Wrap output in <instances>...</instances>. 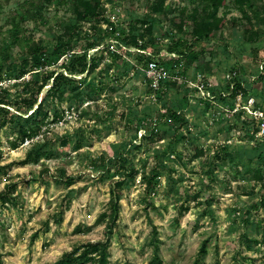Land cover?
<instances>
[{
  "label": "rangeland",
  "instance_id": "1",
  "mask_svg": "<svg viewBox=\"0 0 264 264\" xmlns=\"http://www.w3.org/2000/svg\"><path fill=\"white\" fill-rule=\"evenodd\" d=\"M73 1L0 0V85L5 90L0 95L20 98L27 81L42 77L43 72L36 70L20 79L10 73L11 68H22L31 46H47L52 62L44 69L56 71L64 70L62 63L68 61L71 48L85 47L86 38L78 40V36L102 34L103 41L89 51V57L104 46L123 53L111 65L113 59L105 49L97 59V68L88 76H78L84 89L98 90L97 100L86 96L75 99L68 93L56 101L59 114L47 100L50 112L42 128L15 149L10 143L14 139L10 126L0 130V192L7 190L9 198L0 200V264H53L83 243L104 240L106 223L98 219L109 212L114 188L121 207L110 239V264H155L157 254L163 264H264V206L255 207L264 195L262 182L252 177L253 173L243 176L242 167L239 175L231 162L218 161L214 172H209L223 143L253 144V126L248 128L242 120L252 118L249 98H260L264 104V0L246 1V13L238 0H225L216 12L220 18L217 29L204 43L206 51L194 61L189 59L192 66L186 79L199 84L218 85L233 66L243 68L239 70L252 87L248 98L241 95L236 100L234 110L244 111L241 120L231 106L215 108L212 101L205 104L202 93L191 89L187 81H167L166 90L154 99L144 74L129 66L141 51L130 47V56L120 49L131 35L145 36L146 42L156 40L150 49L169 43L171 38L163 36L167 32L191 38L193 15L203 17L207 8L212 11L208 0H100L103 20L96 28L85 22L77 30L71 26L75 21ZM137 19L142 21L137 23ZM153 22L154 31L149 35L146 26ZM59 43L66 52L60 57ZM165 49L156 59L169 71L174 56H166ZM28 60L31 65L38 61L35 57ZM197 69L202 74H197ZM185 94L189 103L183 99ZM179 105L204 149L195 159L192 140L177 143L180 156L169 154L172 137L166 131L164 114L167 108L178 109ZM152 131H158L162 139L157 140ZM62 138L70 140L68 146L61 145ZM77 140L82 144L79 150H75ZM131 141L142 144L140 150L132 149L129 154L138 173L132 182L117 189L114 182L119 175L115 168L107 169L102 157L113 155L114 144ZM43 143L46 149L55 150L51 158L22 163L35 144ZM163 155L171 160L160 168L163 173L156 179V193L147 195V178ZM168 171L177 180L169 192ZM261 171L264 177L263 165ZM153 227L159 234L158 250L153 245ZM204 241L207 251L201 255Z\"/></svg>",
  "mask_w": 264,
  "mask_h": 264
},
{
  "label": "trees",
  "instance_id": "2",
  "mask_svg": "<svg viewBox=\"0 0 264 264\" xmlns=\"http://www.w3.org/2000/svg\"><path fill=\"white\" fill-rule=\"evenodd\" d=\"M212 7V11H209L207 8L205 16L198 17L195 13L193 15V35L189 39H184L182 36H178L173 32H167L163 34L168 38H171L170 42L162 45L158 44L157 46L150 49V45H154L156 40L144 41L143 39H139L137 35H131L129 38L125 39L126 45L120 46L121 51H123L126 55L132 54L129 50L130 47H136L145 52L141 54H136L135 64H129L131 68H133L137 74L141 73L140 67H144L148 60L152 58V55H157L160 53V50L165 49L166 56H170V54H176L177 57H174V62L170 60L171 66L169 71L173 74H180L181 76H186L189 74L188 71L192 66V62L199 57L200 54L206 51L205 42L211 39L213 31L217 29V26L220 22V18L217 16V10L223 5L225 0H208ZM248 0H238L239 8L241 11L246 13V9H244V4H246ZM73 11L75 14V21L72 23L73 30H77L83 26L85 22L93 23L92 27L96 28L97 23L103 20L104 16L102 14V4L100 0H74L73 1ZM142 20L137 19V23H140ZM145 24L148 22L144 21ZM154 31V22L146 26V32L149 35H152ZM70 36V35H69ZM72 37L70 36L69 39ZM86 38V45L84 48L76 50L71 48L72 51L71 56L68 58V61H64L62 63V68L64 70L56 71V70H46L44 69L52 60L47 56L48 47L44 45H36L34 47H29L26 51L28 53V57L36 58L38 61L35 65H31L28 57H23V66L19 68V70L14 71L13 68L10 69V73L15 75V78H22L27 72L35 71V73L43 72L40 80L32 77L33 80H29L25 83V91L23 96L16 99H10L5 95H0V130L5 126H10L11 133L14 136V139L10 142L13 149L18 148L20 145L24 144L27 139H30L36 134L40 128H42L43 119L49 117L50 107L47 105V100L50 99L51 107L55 109V113H60L61 108H56V101H62L64 97L70 93L71 98L78 99L81 96H86L90 100H97L98 98V90L95 92H90L88 89L83 88L82 78L78 76L86 74L90 75L98 66L97 59L100 58L99 55L105 52V49L109 52L111 58L113 59V63H115L116 58H121L123 53L120 54L117 50L111 48L110 46H104V48H99L94 55L89 57V51L93 48L100 46L103 41V36L101 33H94L89 36L79 37L78 40ZM140 40H143L140 42ZM80 42V41H79ZM203 43V44H202ZM61 43L57 48L58 57L65 55V50L61 48ZM200 46V49L197 47ZM54 48V47H53ZM61 51H63L61 53ZM155 51V52H153ZM157 51V52H156ZM57 59V58H56ZM264 57L262 58V61ZM13 64V63H12ZM138 64V65H137ZM180 64H183L181 71H178L176 67ZM39 66V67H38ZM237 66H233L230 71H236L237 76H235L232 80H228L224 78V81L218 85L212 86L210 89L212 90V94L214 95V100L212 102L215 103L216 107H223L224 105L231 106V110L235 108V103L237 97L239 95H244L246 98L249 96V91L252 87V83L246 81L247 79L241 74L239 68ZM174 68V69H173ZM42 69L40 71H37ZM240 69H243L242 67ZM198 73V69L196 71ZM1 78V77H0ZM172 84H176V82L168 81ZM106 83V82H105ZM181 86H185L182 84ZM186 87V86H185ZM45 93H43V90ZM168 89V88H167ZM195 89V88H191ZM187 93H189L190 89L186 88ZM0 92H5L3 87L0 85ZM93 93V94H92ZM256 97V96H255ZM185 102L189 103V98L185 94L183 96ZM203 98H201L202 100ZM210 100L203 99L205 104H208ZM214 105V104H213ZM255 109H259L264 113V104L262 100L257 98L255 101ZM192 109H195L196 106L191 105ZM190 108V109H191ZM58 109V110H57ZM244 111L242 108H239L235 114L238 116V119L241 120L242 113ZM165 118L167 120L168 127L166 131L171 134V148L170 153L174 157L175 154L180 156L181 152H176L177 143L179 141H191L194 149H196V153L193 154L192 158L195 159L204 154V149L198 145V136L195 132H193L190 128V119L186 116V111L184 110L182 105H179L178 109L167 108ZM244 121V125L248 126V128L253 126V135L252 140L253 144L251 146L248 145H230L227 143H223L220 145L212 158L213 166H211L209 172H214V168L217 166L216 162L226 164L231 162L233 166L237 167V171L239 175L241 171L244 169L243 176L247 174H252V177L262 182V188L264 189V177L262 175L261 166H264V136L258 137L257 133L259 131V124L261 122L260 118H249L242 120ZM159 131V130H158ZM158 131H152V135L155 134L158 139L161 140L162 136L158 133ZM145 138L147 136H144ZM80 139V138H79ZM70 140L66 138H62L61 145L68 146ZM81 140L75 141V150H79L81 146ZM141 143L137 144L134 142H124L120 144H114V153L113 155L105 158L102 157V163L107 165V169L115 168L117 171V175H119L118 180H116L115 187L117 189H121L124 185H127V182H132L138 170L135 165V160L133 157H130L129 154L133 150H140ZM52 147V146H51ZM47 144H35L34 147L28 152L25 159L22 163H35L39 162L42 158H51L55 150L52 148L46 149ZM176 152V153H175ZM166 160H171V157L168 155L167 158H164V155L160 157L154 166L152 174L147 178V186H146V194L151 195L152 193H156V185L158 181L157 178L162 176L161 167H167ZM242 167L243 169L240 170ZM255 169V170H254ZM58 179V178H57ZM167 185L169 186L168 192L171 191L177 183L176 178L172 175V171H168L166 175ZM9 189V188H8ZM6 191L0 192V200L2 202H7L9 198H7ZM113 200L111 202V206L109 212H103L99 221L105 222V235L106 238L104 240L91 241L87 243H83L71 251L65 252L58 260H56L53 264H110V239L114 229L117 226V222L119 219L120 213V198L116 189L112 190ZM212 201L209 200L207 202L208 205H211ZM264 206V195H262L260 202L255 206ZM187 208H185L186 210ZM249 219H246L247 225L249 224ZM254 224L252 223V226ZM158 231L156 227H153V245L158 250L159 246L156 243L158 239ZM257 241L254 240L253 243ZM253 247V246H250ZM207 251V242L204 241L201 246L200 253L204 255ZM158 252V251H157ZM2 253L0 252V259ZM155 264H163L162 258L157 254Z\"/></svg>",
  "mask_w": 264,
  "mask_h": 264
},
{
  "label": "built area",
  "instance_id": "3",
  "mask_svg": "<svg viewBox=\"0 0 264 264\" xmlns=\"http://www.w3.org/2000/svg\"><path fill=\"white\" fill-rule=\"evenodd\" d=\"M118 34V33H117ZM139 51H141V53L145 52L143 50L138 49ZM173 55L174 57H177L176 54H170ZM159 55H152V58H150L147 62V64L144 67H140L142 73L144 74V76L146 77V80L148 81V85L149 87L152 89V91L154 92L153 95L154 99L157 98L156 94L160 93L161 91L166 90V82L167 81H178V80H182L183 82L187 81V83H190L193 88H195V90L197 89L199 92L202 93V97L203 99H207L210 101L214 100V95L212 94V90L210 89L213 85L209 84L208 82L205 81V83L199 84V83H194L193 81L187 80L184 76L178 75V74H170L169 71L166 69L165 65H162L157 59L156 57ZM261 68L264 69V60L261 62ZM177 70L179 71V69L177 68ZM235 76H237V72L236 71H232L229 72L226 76V79L228 80H232ZM173 79V80H172ZM241 95H239L237 97V99L240 97ZM251 99V109H248L249 114L252 117L255 118H260L261 122L259 124V131L257 133L258 137H263L264 136V113L259 110V109H255V99L254 98H249ZM239 108H237L236 110L233 109V111H237Z\"/></svg>",
  "mask_w": 264,
  "mask_h": 264
}]
</instances>
